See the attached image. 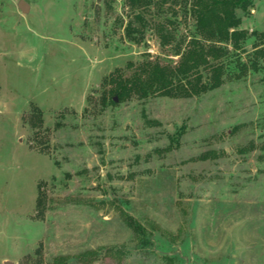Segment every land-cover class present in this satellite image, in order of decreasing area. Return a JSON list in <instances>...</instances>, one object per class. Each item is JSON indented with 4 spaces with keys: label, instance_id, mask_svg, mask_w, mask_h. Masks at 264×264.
Listing matches in <instances>:
<instances>
[{
    "label": "rangeland",
    "instance_id": "1",
    "mask_svg": "<svg viewBox=\"0 0 264 264\" xmlns=\"http://www.w3.org/2000/svg\"><path fill=\"white\" fill-rule=\"evenodd\" d=\"M132 15L127 0H0V264H264V60L199 96L103 109L115 70L178 61L151 29L125 36ZM241 28L264 33V1Z\"/></svg>",
    "mask_w": 264,
    "mask_h": 264
},
{
    "label": "trees",
    "instance_id": "2",
    "mask_svg": "<svg viewBox=\"0 0 264 264\" xmlns=\"http://www.w3.org/2000/svg\"><path fill=\"white\" fill-rule=\"evenodd\" d=\"M259 1L264 0H127L133 15L125 25V36L138 41L147 29H151L158 34L163 47H172L173 56L178 57V61L163 63L160 59H146L135 65L129 64L133 69L129 76L115 70L105 82L101 97L103 109L133 97L199 96L221 87L227 76L236 75L237 69L241 74L250 68H259V59L264 60V43L253 42L249 60L243 63L241 58L251 37L264 38V33H249L241 28L244 17ZM189 17L194 21L193 31L187 38H178L176 31L180 19L186 21ZM183 134L184 128L181 127L171 137L172 143H179ZM121 215L141 246L152 244L151 231L126 211H121ZM93 254L85 252L75 258L59 256L49 263L33 264H69L74 260L81 262L97 257ZM164 258L167 263L174 264L172 258Z\"/></svg>",
    "mask_w": 264,
    "mask_h": 264
},
{
    "label": "water",
    "instance_id": "3",
    "mask_svg": "<svg viewBox=\"0 0 264 264\" xmlns=\"http://www.w3.org/2000/svg\"><path fill=\"white\" fill-rule=\"evenodd\" d=\"M19 7L21 8V12H25L26 10H27V8H28V5L24 2V1H21L20 3H19ZM5 264H10V263H5Z\"/></svg>",
    "mask_w": 264,
    "mask_h": 264
}]
</instances>
